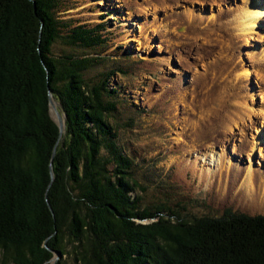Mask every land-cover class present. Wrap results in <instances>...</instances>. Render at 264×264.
<instances>
[{"label":"trees","instance_id":"trees-1","mask_svg":"<svg viewBox=\"0 0 264 264\" xmlns=\"http://www.w3.org/2000/svg\"><path fill=\"white\" fill-rule=\"evenodd\" d=\"M58 1L0 0V264H264L263 214L141 206L114 70L95 71L103 24L62 35Z\"/></svg>","mask_w":264,"mask_h":264},{"label":"rangeland","instance_id":"rangeland-1","mask_svg":"<svg viewBox=\"0 0 264 264\" xmlns=\"http://www.w3.org/2000/svg\"><path fill=\"white\" fill-rule=\"evenodd\" d=\"M244 1H58L62 35L81 23L103 24L95 71L114 70L118 144L134 162L141 206L169 205L186 218L225 209L264 215L222 197L232 169L241 171L235 186L248 166L264 177V112L244 115L242 127L231 122L235 110L248 112L245 105L264 109V64L254 61L264 49V22L254 40L230 31Z\"/></svg>","mask_w":264,"mask_h":264},{"label":"bare ground","instance_id":"bare-ground-1","mask_svg":"<svg viewBox=\"0 0 264 264\" xmlns=\"http://www.w3.org/2000/svg\"><path fill=\"white\" fill-rule=\"evenodd\" d=\"M262 5H263L262 0H245L242 3V5L238 8V11L234 15V17L232 16L230 18L229 20V25L231 28L230 31H231V34L235 36L236 39L242 37L243 35L245 36L248 35L249 39L247 38L246 40L248 41L254 40V37H255L254 34H259L258 28H263L262 23L264 22V6ZM255 59L254 61H260L261 63L264 64V49H262L261 52H259V57ZM249 63L251 64L252 62H249ZM241 66L243 65H240V67ZM262 66L264 68V65ZM241 74L244 75V78L246 80H249L250 76L252 75V71L243 67ZM51 103L55 104L53 100L51 101ZM246 106L247 105L243 106L244 109L245 108L248 109V112L246 113L244 111L238 110L239 112H237L235 110V119L231 121L233 124H236V125L243 124L242 118H244V115L247 116V119H248V118H251L253 115H262L264 112V109L262 108L256 109L252 107V105L247 106V107ZM217 116L218 115H215L214 118H217ZM230 173H232L231 174L232 177L234 176L232 178L233 183L231 184L229 183L226 186V190L223 189L224 192H223L222 197L224 199L228 198L232 201L233 200L237 201L238 203L242 204L243 207H246V208H255V209L264 208V177L261 180V178H259L258 176H255L253 174V171L251 170V167L248 166L246 170L243 171V179H242V182L238 184L239 186L238 187V186H235L236 183L234 181L236 180L235 178H238L241 175L240 174L241 171L232 169L230 170Z\"/></svg>","mask_w":264,"mask_h":264},{"label":"water","instance_id":"water-1","mask_svg":"<svg viewBox=\"0 0 264 264\" xmlns=\"http://www.w3.org/2000/svg\"><path fill=\"white\" fill-rule=\"evenodd\" d=\"M53 96L51 95V93L49 92L48 94V102H49V106H50V111H49V114H50V117H52V119L56 122V126H57V129L59 130V137L61 136V134L63 133V128H64V125H65V122H66V117H64V114H61L59 113L58 111V103H56L53 98ZM54 101L55 104L51 103V101ZM55 151V148L53 149V152ZM53 152H51V156L53 154ZM51 165V164H50ZM49 165V169L51 172V178L53 177V173L51 171V166ZM53 253V256L52 258L50 259V262L53 263L54 261H56L57 259H59L61 257V254H59V251H52ZM42 264H45V263H42Z\"/></svg>","mask_w":264,"mask_h":264}]
</instances>
